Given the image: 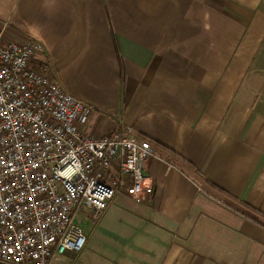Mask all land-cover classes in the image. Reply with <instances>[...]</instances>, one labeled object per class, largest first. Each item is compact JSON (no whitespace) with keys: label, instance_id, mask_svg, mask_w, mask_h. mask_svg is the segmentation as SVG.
<instances>
[{"label":"crops","instance_id":"1","mask_svg":"<svg viewBox=\"0 0 264 264\" xmlns=\"http://www.w3.org/2000/svg\"><path fill=\"white\" fill-rule=\"evenodd\" d=\"M0 31L154 148L142 202L117 193L49 264H264V0H0Z\"/></svg>","mask_w":264,"mask_h":264},{"label":"built area","instance_id":"2","mask_svg":"<svg viewBox=\"0 0 264 264\" xmlns=\"http://www.w3.org/2000/svg\"><path fill=\"white\" fill-rule=\"evenodd\" d=\"M43 44L0 31V264H49L80 253V220L96 222L117 193L142 202L150 141L121 126L84 131L92 105L37 62Z\"/></svg>","mask_w":264,"mask_h":264}]
</instances>
